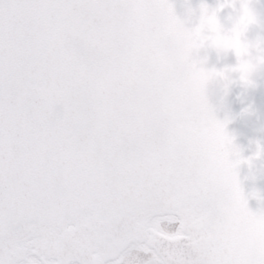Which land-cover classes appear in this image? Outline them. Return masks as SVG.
Masks as SVG:
<instances>
[{
	"label": "snow or ice",
	"instance_id": "1",
	"mask_svg": "<svg viewBox=\"0 0 264 264\" xmlns=\"http://www.w3.org/2000/svg\"><path fill=\"white\" fill-rule=\"evenodd\" d=\"M175 31L167 0H0V264H264Z\"/></svg>",
	"mask_w": 264,
	"mask_h": 264
},
{
	"label": "clouds",
	"instance_id": "2",
	"mask_svg": "<svg viewBox=\"0 0 264 264\" xmlns=\"http://www.w3.org/2000/svg\"><path fill=\"white\" fill-rule=\"evenodd\" d=\"M195 14L192 27L187 18L175 16L178 83L202 117L216 119L214 99L235 84L255 88L264 77V0H202Z\"/></svg>",
	"mask_w": 264,
	"mask_h": 264
},
{
	"label": "water",
	"instance_id": "3",
	"mask_svg": "<svg viewBox=\"0 0 264 264\" xmlns=\"http://www.w3.org/2000/svg\"><path fill=\"white\" fill-rule=\"evenodd\" d=\"M178 18H187L189 26H195L199 5L202 0H167ZM214 4L215 0H206ZM216 62L215 54L211 56ZM216 119L226 121L225 131L233 138L239 149L240 158L250 162L241 163L236 171L247 201L248 209L256 213L264 210V153L256 155L258 146L264 148V77L255 88H246L240 84L232 85L222 99L213 100ZM230 159H236L230 156Z\"/></svg>",
	"mask_w": 264,
	"mask_h": 264
}]
</instances>
